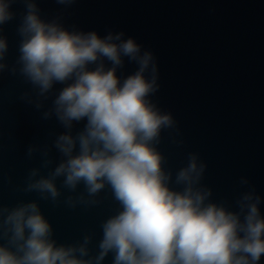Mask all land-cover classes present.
<instances>
[{"label": "clouds", "instance_id": "9594fccd", "mask_svg": "<svg viewBox=\"0 0 264 264\" xmlns=\"http://www.w3.org/2000/svg\"><path fill=\"white\" fill-rule=\"evenodd\" d=\"M13 2L0 0V26L14 18ZM23 3L16 63L36 98L28 93L22 98L40 109L54 84L67 85L43 113L44 119L55 115L67 130L54 141L63 158L42 175L41 167L52 164L45 147L41 167L30 170L23 190L56 204L62 195L58 179L69 192L83 184L87 197L68 196L64 201L74 208L99 204L96 197L108 187L119 210L102 221V238L93 256L91 235L58 245L37 201L0 206V264H102L109 253L113 264H259L264 256L259 196L243 194L237 201L239 212L211 202L212 190L201 185L207 166L195 153L176 173L174 183L182 188L170 187L172 173L165 170V157L155 145L161 130L174 128L175 121L149 99L159 87L153 54H141V46L132 38L123 40V33L101 38L95 31H68L56 20L45 22L36 0ZM57 3L70 6L74 0ZM7 52V38L0 35V72L8 68ZM125 56L139 68L121 82L116 72ZM105 58L112 65L107 69ZM93 64L95 69L89 70ZM149 68L151 79L145 76ZM85 119L84 129L73 136V122ZM36 151L30 146L27 154Z\"/></svg>", "mask_w": 264, "mask_h": 264}, {"label": "water", "instance_id": "95a60500", "mask_svg": "<svg viewBox=\"0 0 264 264\" xmlns=\"http://www.w3.org/2000/svg\"><path fill=\"white\" fill-rule=\"evenodd\" d=\"M45 22L56 20L68 31H95L104 38L123 33L141 46V54H153L158 90L149 96L161 113H170L175 127L162 129L157 150L165 157L164 168L176 173L187 166L190 153L206 164L201 185L212 190L211 202L239 212L237 201L254 192L260 197L264 217V0H74L70 6L57 0H36ZM12 20L0 26L7 38L8 68L0 72V206L9 208L33 200L53 228L57 244H75L92 236L90 255H96L102 238V221L119 210L111 189L97 197V205L68 206L64 201L85 193L80 184L69 192L61 189L58 203L39 200V194L25 192L32 168H40L47 147L52 164L41 167L47 175L63 158L54 147L56 137L67 130L55 115L43 118L52 101L66 84H54L43 107L35 101V90L19 74L16 63L21 36L18 27L25 14L23 0H14ZM119 43V41H117ZM116 75L123 82L139 65L122 57ZM106 69L111 62L104 59ZM12 67L17 71L13 73ZM94 70L96 65H89ZM151 79V68L145 73ZM71 83V81L67 82ZM87 121L73 122L72 135ZM30 146L37 148L31 157ZM78 151V146H77ZM246 180L247 183H242ZM3 243V241H0ZM113 264V254L102 261ZM259 264H264V256Z\"/></svg>", "mask_w": 264, "mask_h": 264}]
</instances>
